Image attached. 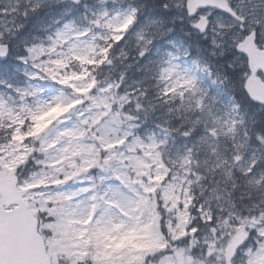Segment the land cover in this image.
Returning a JSON list of instances; mask_svg holds the SVG:
<instances>
[{
	"label": "rangeland",
	"instance_id": "374dc122",
	"mask_svg": "<svg viewBox=\"0 0 264 264\" xmlns=\"http://www.w3.org/2000/svg\"><path fill=\"white\" fill-rule=\"evenodd\" d=\"M6 1L10 7L13 4L16 8L21 1L24 3L25 0ZM1 2L3 1L0 0V4ZM251 2L252 0H248L249 4ZM239 7L247 12L253 10L252 4L247 5L244 0L239 4ZM124 17V12L110 14L100 11L97 14V19L105 18V25L102 24L99 31L93 30L90 25L86 24L83 28H76L73 24L65 26L58 32V38L54 42L53 47H56L57 53L51 59L52 61L44 65L40 61L39 64L32 65L30 68L31 73L29 76L39 79L38 83L34 82L29 85L25 83L20 89L18 86L16 88L11 86L14 90L9 91L10 94H8L6 89H0V114L2 117L17 124L24 122V119L29 117L31 123H35L36 126L40 123L42 125L41 129H45L42 136L45 149L43 163L46 167L49 166L50 169L46 170L44 168L36 174V177L47 178V182L53 183L56 187L50 188L48 183L44 186L56 189V191L41 194L35 191L41 186L40 184L26 181V185L33 188L30 200L38 203V205L34 204L35 208L41 207L42 204L48 201L63 202L68 200L65 208L53 207L51 211L55 214H61L58 221V232L54 239L49 241V246H51L53 253L55 254V250L58 248L62 250L60 243L65 242L67 249L73 250L75 254L82 258L87 253L90 240H94L95 261L101 260L104 264H111L112 249L117 250V260L122 259V257L128 259L136 257L137 260H140L144 252L151 253L163 247V241L157 226V217L148 215L149 210L145 202L153 192H155V202L158 195L161 194L163 200L168 198L172 192L179 196L183 187V179H179V181L164 187L160 191L156 190L157 184L155 180L150 178V173H159L157 163L160 162V154L163 148L155 140L152 142H139L138 138H134L133 141L130 140L134 150L128 149V152L123 156L120 147H114L113 144L112 149L109 151L110 144L107 143L105 146L107 155L103 157H101L102 152L100 151L101 142L98 143L96 141L92 147L84 142V131L81 128L82 125L79 124L80 122L95 116L105 117L108 120L105 116L107 110L111 111V115H114L113 112H115L116 116L117 111L111 110V106L119 100V97H115L116 93L111 92V90L109 91L111 92L110 95L91 101L85 107L81 106L79 95L76 92L73 91L68 94L69 100L76 111L74 115L72 113L69 117L62 119L60 124H56L55 130L52 132V127H48L49 123L43 120L40 121L38 118L45 109H54L57 105L55 91L48 88V84L41 83V81H47L49 84L52 82L50 79L51 72H53L50 69L51 63L53 62V67L57 71L58 65L63 63L66 58H85L88 50H91L92 40L96 34L101 35L107 32L109 28L114 29L123 21ZM247 18L252 19L254 17L246 16ZM255 18L253 21H255ZM260 18L258 17V21ZM1 20L4 21L1 22ZM10 23L11 20L9 18L0 14L1 37L4 36L2 28L8 27ZM228 23L233 25L231 20L220 15H216L213 19L212 35H214L219 45H222L220 41L222 40V32L220 29H224ZM138 28H141V31H145L140 23ZM140 30L135 29L137 33H140ZM86 32L90 34L91 38L86 36ZM138 38L140 39L141 37L138 36ZM144 38H147V36L144 35ZM167 57L164 59L166 63L161 67V74L166 80L167 88L175 93H187L186 95H188L187 89H183L192 85L196 79L195 73L187 63L177 58V54L171 52ZM105 90L106 88L103 89L104 92ZM84 93L86 94V91ZM64 104L66 106H63V109L70 108L66 101ZM204 106L206 110L203 113V117L210 123L211 133L230 129L229 121L225 120L228 118L226 113L217 106L215 101L204 102ZM92 124L90 123V126ZM101 125V132H106L107 123L101 120ZM129 126L130 124H128ZM79 134L81 135L80 139H78ZM127 136L128 134L122 136L119 143L122 144L123 139L127 138ZM205 138H210L208 133L203 134L201 140ZM193 143L195 144L196 142L193 141ZM178 145L181 146L180 143ZM8 160L10 163L15 161L12 157H9ZM127 160H130V162H127ZM243 160L248 159L243 158ZM83 161L85 167L80 171L81 162ZM96 163H99V170L96 171V174L89 172ZM205 163L207 165L210 163L207 157L205 158ZM84 170H86V173H84ZM112 172L115 174L113 179L110 177ZM217 172H219L221 177L234 173V171L226 168H218ZM75 174H77L76 181H78L79 185L77 187H68L64 183L63 186L62 179L63 181L70 180ZM102 174L106 176L105 182L101 185L104 190L102 189L98 192V183L95 182L94 176L97 175L98 177ZM49 196H51V199H49ZM41 208H44V206ZM97 223L99 226H97ZM259 225L261 224L259 223L258 215L254 214L247 227L254 228L256 226L257 234H259L255 235L256 241H258L259 236L260 238L264 237V230L260 229ZM247 234L246 232L243 237L239 236L238 239H241L235 243V246L232 245L235 239H232L226 248L220 250V253H227L228 251L231 258L237 257L239 246L246 241ZM150 246H154V248L152 249ZM232 246L233 248L230 249ZM243 248L242 252L246 254L247 264H264V241L260 240L257 248H253L252 245H247ZM205 263V261L192 258L190 250L184 248H177L174 253L167 254L158 262V264Z\"/></svg>",
	"mask_w": 264,
	"mask_h": 264
},
{
	"label": "trees",
	"instance_id": "16d2710c",
	"mask_svg": "<svg viewBox=\"0 0 264 264\" xmlns=\"http://www.w3.org/2000/svg\"><path fill=\"white\" fill-rule=\"evenodd\" d=\"M100 1L102 0H78V2L63 0L50 4L48 1H43L41 4H27L24 1L16 10L17 32L11 38V43L17 45L14 48L15 51H19L17 56L19 58L28 56L32 42L37 41L35 37L38 28L44 23L45 11L49 10L48 13H50V17L46 19L47 23L61 25L71 20L77 21L84 18L85 24L89 23V25L94 26L90 21L95 18L96 13L112 8V3L103 4ZM142 6L144 7L143 11L149 8L153 11L157 10L156 16L153 17L159 25H156L155 29L169 31L171 37L177 40L180 46L181 59L189 61L197 73L198 87L189 89L188 95H186L187 93L183 94V98L164 97L157 101V104L155 102L162 92L159 91L161 92L159 93L158 90H155L156 88L152 84L144 85V88L140 87L139 93L145 91L148 96L153 94L155 98L153 102L148 100L145 107L142 103L140 104L141 108L149 109V113L140 115L138 121L142 122L144 127L137 129V134L143 137V140L158 139L163 141L165 147L172 151L179 146L178 143L182 145L183 140L189 138L192 141L191 136H196L197 139L203 133L210 131V123L203 117L206 110L204 102L213 100L218 107L224 110L227 117L232 121V128L234 127L232 132L231 130L228 132L225 130L216 131L217 136L214 139L220 141L225 147L223 150L224 162L233 164L228 167L233 168L235 175L231 177L232 180H228V178L221 177L214 167L211 170L201 172L199 168L194 166V155L191 156L188 161L191 169L190 171L189 168L186 170L188 173L185 178L186 182L182 183L184 191L180 200L171 205L173 198H170L169 205L159 197L157 203H147L150 211L159 217L163 247L150 254L144 253L140 261L130 260V264H142L145 254H155L170 246L165 233L161 231V215L158 211L160 202L163 203V207L168 213L166 220L167 236L176 242L171 245V253H174L177 248H184L190 250L192 258L205 261V264H244L242 260L246 254L242 252L243 247L252 245L253 237L257 234L256 226L254 228L247 227L256 211L260 213L257 214L259 223L264 224V109L259 110L258 106L245 93L244 82L248 74L247 68L233 66L228 59L213 54L212 43L209 38H203L196 33H189L192 25H185L184 22L176 21L172 15L173 6L169 0H125L121 9L134 11ZM160 7H165L164 11H159ZM84 13L87 15L86 17ZM59 17H63L65 20L59 22ZM131 26L132 23L126 20L122 31H119L121 34L119 39H114L112 44L115 51L123 36L128 35ZM100 43L101 47L93 46L94 49L88 58L86 57L80 62L71 61L66 69V77L74 78L78 82L77 84L79 82L84 83V89L93 87L92 82L90 86H87V79L101 82L102 73L111 62V57L107 53H112L111 50H107L106 42L101 41ZM225 76L229 77L226 81V87L221 84V80ZM95 87L98 89L97 85ZM89 93L92 94V92ZM175 101H182V104H175ZM137 102L138 100L133 101L132 105L134 106L135 103L136 106ZM62 107L59 105L55 109L47 110L41 115L40 121L44 120V117L49 113L45 120L49 121L48 123L51 122L49 128L53 127L62 117L70 114L69 111L72 112V109L66 108L64 110ZM153 118L156 119L155 122ZM2 129L6 131L4 128ZM25 129V137H27L32 130L30 131L28 127ZM30 134L32 135V133ZM6 135L13 136L11 131H8ZM31 137L33 138V136ZM4 140L0 135V142ZM39 141L37 140L35 143ZM242 141L246 142L251 149L258 148L260 156L243 172L240 166L242 161L237 157L234 150L236 144ZM124 150L126 151V149ZM246 152L247 150H242V153ZM30 154L34 155L33 152ZM162 156H165L164 152ZM34 162L36 159L32 163ZM167 169L165 178L171 176L170 162ZM252 172L257 175L254 180H251ZM197 173H199L198 176ZM214 191L227 193L228 196L232 197V200L224 203L222 198L213 195ZM183 209L188 213V220L182 223L178 220ZM246 232L248 233L247 239L244 244L239 246V254L233 259L234 262L230 261L225 253H220V250H223L232 239H235L234 244L239 242L238 237H243ZM164 256H161L160 259ZM125 262L127 263V261Z\"/></svg>",
	"mask_w": 264,
	"mask_h": 264
},
{
	"label": "water",
	"instance_id": "95a60500",
	"mask_svg": "<svg viewBox=\"0 0 264 264\" xmlns=\"http://www.w3.org/2000/svg\"><path fill=\"white\" fill-rule=\"evenodd\" d=\"M187 7L190 15H195L199 8L218 7L222 11H230L226 0H188ZM206 27L207 19L203 17L197 28L204 32ZM238 49L248 55L249 66L254 73L258 69L264 72V54L256 52L247 42L240 44ZM246 89L254 100L264 103L262 81L252 76L246 83ZM6 231L7 236L0 240V264H51L42 237L37 232V219L32 215L21 220L18 228Z\"/></svg>",
	"mask_w": 264,
	"mask_h": 264
},
{
	"label": "clouds",
	"instance_id": "9594fccd",
	"mask_svg": "<svg viewBox=\"0 0 264 264\" xmlns=\"http://www.w3.org/2000/svg\"><path fill=\"white\" fill-rule=\"evenodd\" d=\"M229 79V77L225 76L223 80H221V84L226 85V81ZM136 118H138V113L136 114ZM107 153H101V156H105ZM36 159V157L32 154H29L26 159H20L17 164V174L20 182H24L27 180L31 183H38L41 186L35 189V191L40 192L41 194L44 193H52L55 192L56 189H50L44 185L47 183V178H38L36 177V172L33 171V164L32 162ZM95 171V170H94ZM92 174V173H89ZM49 199H51V196H49ZM99 211V209H97ZM158 211L161 215V231L165 233L166 238L169 240V247H166L164 250L155 253V254H145L142 264H158V261L161 256H164L165 254H170L172 252L171 245L175 244L176 242L171 240L170 237L167 236V229H166V220L168 218L167 210L163 207V203L160 202L158 204ZM174 223V222H173ZM260 229L264 230V224H261L258 226ZM261 240L264 241V237H261ZM79 264H95V261L92 260L91 255L83 258H78ZM62 264H77V260H68L64 262L62 258Z\"/></svg>",
	"mask_w": 264,
	"mask_h": 264
},
{
	"label": "bare ground",
	"instance_id": "6f19581e",
	"mask_svg": "<svg viewBox=\"0 0 264 264\" xmlns=\"http://www.w3.org/2000/svg\"><path fill=\"white\" fill-rule=\"evenodd\" d=\"M23 4V1H21V3L20 4H18L17 5V7L16 8H19L20 7V5H22ZM84 15H85V17L87 16L85 13H84ZM81 16V15H80ZM80 18H82V17H80ZM39 19V18H38ZM38 19H37V21H38ZM84 18H82L81 20H83ZM199 129V128H198ZM233 175H235V173H233L232 175H229V176H223V178H228V180H230L231 179V177L233 176ZM232 180V179H231ZM247 203V202H246ZM248 205V204H247ZM232 228V227H231Z\"/></svg>",
	"mask_w": 264,
	"mask_h": 264
},
{
	"label": "snow or ice",
	"instance_id": "6c2138e0",
	"mask_svg": "<svg viewBox=\"0 0 264 264\" xmlns=\"http://www.w3.org/2000/svg\"><path fill=\"white\" fill-rule=\"evenodd\" d=\"M256 40L259 42L261 40H264V33H259L256 36ZM245 79H247V77H245ZM95 199V198H94Z\"/></svg>",
	"mask_w": 264,
	"mask_h": 264
}]
</instances>
